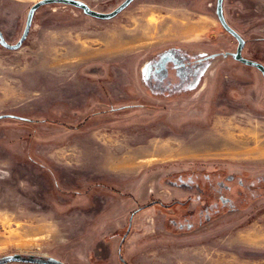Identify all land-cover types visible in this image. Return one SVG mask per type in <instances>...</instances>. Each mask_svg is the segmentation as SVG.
Segmentation results:
<instances>
[{"label":"rangeland","instance_id":"1","mask_svg":"<svg viewBox=\"0 0 264 264\" xmlns=\"http://www.w3.org/2000/svg\"><path fill=\"white\" fill-rule=\"evenodd\" d=\"M38 1L0 0L8 44ZM215 5L46 4L0 45V257L264 264V81ZM223 15L264 67V0Z\"/></svg>","mask_w":264,"mask_h":264},{"label":"water","instance_id":"2","mask_svg":"<svg viewBox=\"0 0 264 264\" xmlns=\"http://www.w3.org/2000/svg\"><path fill=\"white\" fill-rule=\"evenodd\" d=\"M133 0H124L122 1L116 8H114L112 11L103 13V12H97L90 7H88L85 3L78 1V0H40L36 3H34L28 10L25 25L22 31L21 36L19 37L18 41L15 44H8L4 38L2 33L0 32V45L4 48L15 50L18 49L22 43L25 41L30 26L31 21L34 12L39 7L46 5V4H64V5H70L75 8L80 9L84 14L97 18V19H110L116 16L119 12H121L123 9H125ZM215 15L221 24V26L237 41V47L235 52L232 54V58L244 65L251 66L256 68L262 75L263 81H264V67L260 63L246 59L242 56L241 52L244 46V40L242 37L233 30L225 21L224 15H223V0H216L215 5ZM8 263H24V264H66L56 258L43 255V254H28V253H17V254H10L0 257V264H8Z\"/></svg>","mask_w":264,"mask_h":264},{"label":"trees","instance_id":"3","mask_svg":"<svg viewBox=\"0 0 264 264\" xmlns=\"http://www.w3.org/2000/svg\"><path fill=\"white\" fill-rule=\"evenodd\" d=\"M176 204H182V203H180V202H175V203H173L172 205H176ZM215 204V203H214ZM214 204H212V205H214ZM153 205H160L161 207H163V208H168V206L167 205H163V204H161L160 202H158V201H150V202H148L147 204H145V205H143V206H140L136 211H134V212H132V214H135L138 210H143V209H145V208H148V207H151V206H153ZM214 208V207H213ZM214 209H216V207L214 208ZM129 229V225H128V227L126 228V231ZM125 235V234H124ZM124 235H123V237H124ZM119 258L121 259V257H120V255H119Z\"/></svg>","mask_w":264,"mask_h":264},{"label":"bare ground","instance_id":"4","mask_svg":"<svg viewBox=\"0 0 264 264\" xmlns=\"http://www.w3.org/2000/svg\"><path fill=\"white\" fill-rule=\"evenodd\" d=\"M230 145H234V143L232 142V143H230ZM118 146V145H117ZM125 146V145H124ZM127 148V147H126ZM114 152H115V155L116 156H118V157H120V158H124L122 155H121V153L124 151V149H123V147L121 148V149H119V148H116V149H114L113 150ZM112 151V152H113ZM133 151V150H132ZM128 152V151H127ZM126 153V152H125ZM134 153V152H133ZM136 153V152H135ZM138 154H140V153H138ZM127 155H128V153H127ZM126 160H125V162L127 163V162H131L132 161V159H134V157H127V158H125ZM121 161V160H120ZM108 162H109V160H108ZM124 162V161H123ZM107 163V162H106ZM116 164V163H115ZM107 166V165H106ZM117 167V166H116Z\"/></svg>","mask_w":264,"mask_h":264},{"label":"flooded vegetation","instance_id":"5","mask_svg":"<svg viewBox=\"0 0 264 264\" xmlns=\"http://www.w3.org/2000/svg\"><path fill=\"white\" fill-rule=\"evenodd\" d=\"M183 64H181V66H182ZM178 67L176 66V69H177Z\"/></svg>","mask_w":264,"mask_h":264},{"label":"clouds","instance_id":"6","mask_svg":"<svg viewBox=\"0 0 264 264\" xmlns=\"http://www.w3.org/2000/svg\"><path fill=\"white\" fill-rule=\"evenodd\" d=\"M5 175H7V174H5Z\"/></svg>","mask_w":264,"mask_h":264}]
</instances>
